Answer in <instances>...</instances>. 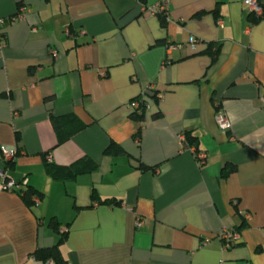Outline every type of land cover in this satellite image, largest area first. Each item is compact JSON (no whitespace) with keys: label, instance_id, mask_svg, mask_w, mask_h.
Listing matches in <instances>:
<instances>
[{"label":"crops","instance_id":"crops-1","mask_svg":"<svg viewBox=\"0 0 264 264\" xmlns=\"http://www.w3.org/2000/svg\"><path fill=\"white\" fill-rule=\"evenodd\" d=\"M158 1L0 0V168L28 181L0 190V264H50L33 253L64 231L67 264H264V16L169 0L163 23ZM52 114L82 127L58 143ZM48 163L95 168L56 179ZM227 229L240 240L224 249Z\"/></svg>","mask_w":264,"mask_h":264},{"label":"trees","instance_id":"trees-1","mask_svg":"<svg viewBox=\"0 0 264 264\" xmlns=\"http://www.w3.org/2000/svg\"><path fill=\"white\" fill-rule=\"evenodd\" d=\"M261 4L262 0H259ZM250 17L254 22L259 21L262 17L256 18L252 13H249ZM163 23L166 22V16L163 14ZM215 47L214 43H209L207 52L211 54L213 59H216L218 49H214ZM134 100H140L141 102V108L134 110L132 112L131 116L137 121H141L144 119V112L146 108L144 107L146 103V99L143 97H138ZM51 120L53 122L55 131L57 133L58 137V143H61L63 140L67 139L70 135H72L74 132L78 131L81 129L82 124L79 123V121L75 118V116L72 115H64V116H56V115H51ZM186 143L187 145L190 146H197L198 139L196 136L192 135L191 132H186ZM112 147V146H111ZM110 148V147H109ZM76 164L70 165L68 167H58L56 165H53L51 163L47 164V171L48 173L56 179H68L71 177H75L79 172L84 171L85 169L92 170L95 168V165L90 166H85L82 165V167L79 169H76ZM235 170L234 165H227L224 167L222 171V177L227 178L233 171ZM35 192L32 189L26 188L23 190V197L24 200L26 201L27 205L32 206L34 203V200L32 199L34 196ZM110 202L108 200L103 201V203ZM60 223L56 221L55 219L51 220V226L55 230H59V225ZM69 224H67L68 226ZM61 228V227H60ZM67 229V228H66ZM67 232L64 231L59 237V240L57 241L56 244L49 246V247H44V248H38L34 251L33 256L42 261V262H48L52 261L53 264H67L66 260L63 257L62 251H61V246L63 245Z\"/></svg>","mask_w":264,"mask_h":264},{"label":"built area","instance_id":"built-area-1","mask_svg":"<svg viewBox=\"0 0 264 264\" xmlns=\"http://www.w3.org/2000/svg\"><path fill=\"white\" fill-rule=\"evenodd\" d=\"M246 7L249 12L252 13L256 18L262 17L264 15V6L260 3L259 0H244ZM169 0H159L154 5L150 6L147 10L152 14H166L168 10ZM4 22L3 19H0V24ZM197 42L195 37H191L189 39V43L194 45ZM155 88L150 86L147 89V93H151V95L156 96L157 98L161 97L157 93H155ZM145 93V94H147ZM129 106L134 110L141 108L140 100H133L129 102ZM148 101H146L144 107L148 108ZM17 115V114H16ZM216 121L218 125L222 129H229L231 127V123L228 118L223 113H218L216 116ZM193 153L195 157L199 161L201 165L205 164L207 161V154L204 151H199L195 147H192ZM2 157L5 161L13 160L15 156V151L8 150L4 147L1 148ZM50 158V157H49ZM28 184L27 179H23L21 181H16L13 177L10 176L9 172L5 168H0V190L1 191H20ZM35 202L39 203V198L36 197ZM247 218L250 217L249 214L246 215ZM142 222L139 219L137 221V226H141ZM221 239L223 241L224 249H229L233 245H235L240 240V233L237 230L227 229L221 233ZM50 264H53L52 261H48Z\"/></svg>","mask_w":264,"mask_h":264}]
</instances>
